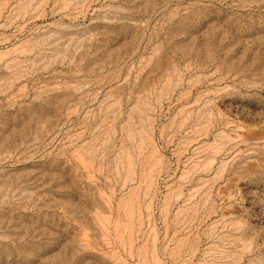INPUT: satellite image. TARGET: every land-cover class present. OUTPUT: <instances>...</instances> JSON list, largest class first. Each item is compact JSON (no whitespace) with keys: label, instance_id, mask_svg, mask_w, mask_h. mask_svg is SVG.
Returning <instances> with one entry per match:
<instances>
[{"label":"rangeland","instance_id":"1","mask_svg":"<svg viewBox=\"0 0 264 264\" xmlns=\"http://www.w3.org/2000/svg\"><path fill=\"white\" fill-rule=\"evenodd\" d=\"M0 264H264V0H0Z\"/></svg>","mask_w":264,"mask_h":264}]
</instances>
